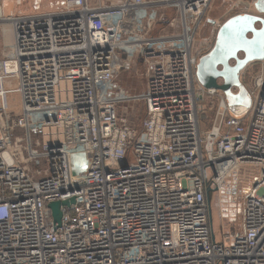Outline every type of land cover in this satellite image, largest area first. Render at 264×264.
<instances>
[{"label":"built area","instance_id":"2783aa9c","mask_svg":"<svg viewBox=\"0 0 264 264\" xmlns=\"http://www.w3.org/2000/svg\"><path fill=\"white\" fill-rule=\"evenodd\" d=\"M210 1H168L177 5L174 39H139L137 11L153 4L144 0H64L57 10L15 15L16 59L0 62V120L3 82L11 76L23 119L42 112V126L60 121L63 135L39 153L29 150L21 166L9 156L10 128L0 121V264H264V68L252 106L241 112L197 82L195 66L206 52L195 48L196 36H183L180 19L190 12L198 31ZM216 28L203 31L205 46ZM134 43L145 64L139 131L116 113L118 100L102 92L113 54ZM58 80L70 83L69 116L54 97ZM204 94L220 98L201 135ZM243 165L251 177L241 231L213 242L207 184L219 198L221 183ZM70 198L54 223L49 204Z\"/></svg>","mask_w":264,"mask_h":264},{"label":"rangeland","instance_id":"374dc122","mask_svg":"<svg viewBox=\"0 0 264 264\" xmlns=\"http://www.w3.org/2000/svg\"><path fill=\"white\" fill-rule=\"evenodd\" d=\"M235 1L236 0H219V5L215 6L213 4L214 0H211L209 6L207 7L208 10L206 9L207 12L202 18L200 28L198 31L196 29L195 32L196 46H198L197 48L201 47L200 52H208L215 40V38H212L211 42L206 46L202 41L204 35L209 33L210 30L209 20L215 19L212 17H216L225 11L226 7L224 8V4H230L232 7V3ZM241 1L243 4H240L239 8L233 7L230 11L225 14L223 13L220 20L224 21L227 17L235 14L236 12L251 11L253 9L252 2L254 0ZM166 4L167 3L163 2L162 5L164 7H160L159 10L161 11V9L164 10L165 8L171 9V11L167 10L165 15L167 16V22H161L154 25L149 33H146L143 30L140 32L138 29L139 39L152 35L156 36L158 34H161L162 36H166L167 34V36L170 37L174 34L177 35L178 25L176 26L174 21L175 26L171 27L170 23L176 18V16L178 21V13L174 6H167ZM59 6H61V0H22L20 4L16 5L15 12L21 13V15H26L57 10L62 7ZM6 8L5 4V10ZM210 15H212L211 18ZM208 18L209 20L207 21ZM205 29H207L206 33L203 32ZM3 35L5 41V31L3 32ZM134 45L135 46L124 52L122 60L118 59V61L114 64L113 79L102 92L107 93L111 98L118 100L116 105L118 115L139 131L141 128V122L144 119L146 112L145 104L140 98L145 85V64L140 56L138 44L134 43ZM119 51H121V49H118V52ZM0 52L4 55L6 52L5 47L1 46ZM263 68L264 59L262 61H253L249 63L240 74V81L242 85L239 88V93L241 96V104L245 107H250L252 103L251 91L253 90L254 80L256 75ZM10 83L11 82L9 80H6L4 86L6 88H11L13 85ZM219 98L220 94H216L214 96L204 94L198 101V117L203 131H209L213 124L216 111L218 109ZM226 99L229 105L233 101V99L229 96L226 97ZM6 102L8 110L3 113L0 121L2 124L15 125L10 129L12 136L11 147H22L26 140V134L24 128L19 126L21 120L23 121V118L20 117L19 95L17 93L8 94L6 96ZM29 122L32 126L36 125V117L34 115L30 116ZM36 132V127H30L32 142H37V145H39V135ZM15 155L17 158L20 157L16 152ZM209 169L210 168L208 167V174H210ZM249 170V166L243 165L236 172H233L224 182H222L220 186L219 198L212 188H210L211 194L207 197L209 202V218L212 231L217 242L222 240L223 235H230L233 238L234 233L238 231L240 232L243 192L248 188L251 177V173L247 172ZM239 179H242V182H239ZM234 190L237 191L238 197L233 201L231 194Z\"/></svg>","mask_w":264,"mask_h":264},{"label":"water","instance_id":"95a60500","mask_svg":"<svg viewBox=\"0 0 264 264\" xmlns=\"http://www.w3.org/2000/svg\"><path fill=\"white\" fill-rule=\"evenodd\" d=\"M213 4L215 6L219 5V0H214ZM254 6L259 12H264V0H256ZM211 17L212 15H210ZM257 22L260 24L259 28L254 27ZM248 34H250L249 37ZM240 53L243 54L242 58L237 57ZM263 59L264 19L249 14H237L223 22L217 31L213 47L198 58L195 66V77L203 88H214L225 97H231L233 101L229 108L239 110V107H241L239 93L241 82L238 72L245 64L254 60L262 61ZM232 60H234L233 65L229 64ZM233 87L237 91H232L231 88ZM73 201L74 199L70 198L69 200L54 201L49 204L54 223L59 224L60 222V206H67Z\"/></svg>","mask_w":264,"mask_h":264},{"label":"bare ground","instance_id":"6f19581e","mask_svg":"<svg viewBox=\"0 0 264 264\" xmlns=\"http://www.w3.org/2000/svg\"><path fill=\"white\" fill-rule=\"evenodd\" d=\"M168 1L169 0H162V1H160V3H159L160 5L158 7H156V8L164 7L162 5V3L164 2V3H167L166 4L167 6H171L173 4L172 6H174L176 8V11H177V7H176L177 5H175L173 2H168ZM210 2H209V4H210ZM255 2H256V0H254L252 2V5ZM5 4H6V7H7L6 10H5V14H3L2 12H0V24H1V26H3V30L5 31V41H4L5 42V46L8 47V44L10 45V51L9 52L11 54L8 55V56H4V57L0 58V62H2L4 60H10L12 62V61H14L16 59V57H15V54H16V44H15L14 30H13L14 29L13 28V19H14L15 15L12 14V13H10L11 11H9V10H11V9H9L10 8V0L5 1ZM240 4H243V2L241 0H236L234 3H232V7L231 8H233V7L239 8ZM207 6H209V5L206 4L205 7H204V10H206ZM256 12L257 13H249V11H245V12H238V14H241V15L242 14H249V15L259 16V17H262L264 19V16H263L264 12H259L257 9H256ZM235 15H237V14H235ZM232 16H234V15H232ZM232 16H230V17H232ZM230 17H228V18H230ZM220 19H221V17H218V18H215V19L210 20V30H209V32H211L215 27H217L216 28V31L214 33L213 38H216L217 31L221 27V25L223 24L222 22H224V21L227 20L226 19V20L222 21ZM174 21H175V24L177 26V16L170 23V26L171 27H174L175 26ZM180 24L182 25V28L184 29V35H183L184 37H187L189 34H190L189 37H191V38L195 37V34H196L195 32H196V29H197V27L199 25V19L197 17H194L193 14H191L190 12L184 10L183 14L181 15ZM254 27L255 28H259L260 27V24L257 22V23L254 24ZM249 36H250V34H248V37ZM167 37H169L171 39H174V38L177 37V35L174 34L172 37H170V36H167ZM214 42H215V40H214ZM213 45H214V43H213ZM213 45H212V47H213ZM124 46L125 47H123L121 50H124V49H127V48H131V47H133L135 45L134 44H130V45L129 44H125ZM117 52H118V50L115 52V54H113V57H112V78H111V80L113 79V71H114V66H115L114 64L118 61V57L116 56ZM237 57L238 58H242L243 57V54L240 53V54L237 55ZM254 61H256V60H254ZM249 63H251V62H249ZM249 63L245 64V66L238 72V74H239V80H240V74H241L242 70ZM229 64L233 65L234 64V60L230 61ZM6 80H9L12 83L13 86H11V88H6L4 86ZM17 81L18 80H16L15 77H11V76H8V77L4 78L3 90L6 91L4 93L5 94L4 99H5L6 105H7L6 96L8 94H10V93H17L19 95V93L16 91V89H17ZM241 85H242V83H241ZM234 88L235 87L231 88V90L232 91L233 90L237 91V89H234ZM209 89H214V88H209ZM104 95H107L108 96L107 93H104ZM54 97H55V100L59 104L62 105L61 109L64 110L61 113L62 116H69L71 112L68 109V107H69V104H70V101L71 100H70V83L67 80H61V81L58 80L54 84ZM103 98H105V97H103ZM19 102H20V114H21L20 117L23 118V112H22V107H21L20 95H19ZM250 106H252V103H251ZM246 108H249V107H245V106H243L241 104V107H239V110H237V112H241V111L245 110ZM7 110H8V106H6L5 111H7ZM5 111L2 112L1 118H2L3 113ZM116 113H117V110H116ZM42 114H43L42 112H29L28 115H27V117H26V119L24 118L23 121L21 120V123L19 124V126H21V127L24 128L25 134H26V140H25V143H24V145L22 147H11V139L12 138L9 141V147H8L9 156H10V158L14 162H16L19 165H21V164L24 165V163L26 161V158H28V156L26 154H28V151L29 150L31 152H33V154L39 153L41 151V147H42V144L43 143L48 144V143H50V141L51 142H56L57 140L62 139L63 132H62V127H60V126L63 125V124L59 121V122H57L55 124H49V126H46V125H43L42 126V124H41L42 121H43V115ZM33 115L36 117V125H34V126H32L31 123L29 122V117L30 116H33ZM4 125H6L7 127H9L10 129L15 126V125H11V124H4ZM30 127L31 128L36 127V130H37L36 133L39 135V145H37V142H35V143L32 142V137L30 135ZM15 152L17 153L18 156H20L19 158H21V159H19V158L16 157ZM187 175H189V172H187ZM207 186L209 188H211V186H210L209 183L207 184ZM205 200H206V202L208 203V206H209V202H208V199H207V195L205 196ZM207 216H208V221H209V225H210V229H211V239H212L213 242H215L216 239H215V236L213 234L212 227H211V223H210V218H209V209H208ZM240 231H241V229H240ZM238 232H236V233H238ZM236 233H234V234H236ZM223 237L225 238L227 236L223 235ZM223 237H222V239H223ZM221 241H219V242H221ZM227 241H229V238L227 239Z\"/></svg>","mask_w":264,"mask_h":264},{"label":"crops","instance_id":"0c3cea01","mask_svg":"<svg viewBox=\"0 0 264 264\" xmlns=\"http://www.w3.org/2000/svg\"><path fill=\"white\" fill-rule=\"evenodd\" d=\"M5 1H7V0H0V12H2L3 14H5ZM19 1L21 2L22 0H19ZM88 1H89V4L91 6H97V5L116 4L120 0H88ZM144 1L147 2V4H151V3H153V4L150 5L149 8H145V9L141 8V9H139L137 11V25H138V29H139L140 32L143 30L146 33H149L154 25H156L158 23H161V22H167V16H165V15H166L167 10L171 11V9L170 8L169 9L165 8L164 10L161 9V11H160L159 8H156V7H158L160 5L159 3L162 0H144ZM20 2L16 3V0H10V8H9V9H11V10H9V11H11L10 13H12L14 15H21V13L15 12L16 5L20 4ZM63 3H64V0H61V6L62 7H63ZM61 6H59V7H61ZM252 6H253V9L251 11H249V12L250 13H255L256 9L254 7V4ZM225 7H226V9L223 12L224 14L231 10L230 4L229 5L228 4H224V8ZM223 13H220V15H218L216 17H212V18L222 17L221 15ZM235 14H238V13L236 12ZM235 14H232V15H235ZM232 15H230V16H232ZM3 32H4V30H3V28H2V26L0 24V47L2 46V47H5V49H6V52H5L4 55H3L2 52H0V58L4 57V56H8V55L11 54L9 52L10 51V47H9L10 45L8 44L9 49H8L7 46H5ZM197 47L198 46H196L195 48H197ZM127 49H129V48H127ZM127 49L121 50V51H119L116 54L118 59H122V56L124 55V52ZM198 122H199V132L205 134L206 131L202 130L201 125H200V121H199V117H198ZM203 134H201V135H203ZM208 196H209V194L207 192V197Z\"/></svg>","mask_w":264,"mask_h":264}]
</instances>
